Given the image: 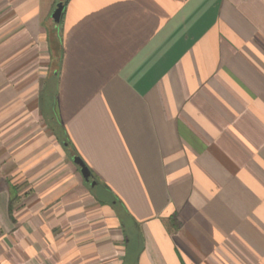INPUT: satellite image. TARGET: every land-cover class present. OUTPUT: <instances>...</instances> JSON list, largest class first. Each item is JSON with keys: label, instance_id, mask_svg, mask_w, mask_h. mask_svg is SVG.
<instances>
[{"label": "crops", "instance_id": "obj_1", "mask_svg": "<svg viewBox=\"0 0 264 264\" xmlns=\"http://www.w3.org/2000/svg\"><path fill=\"white\" fill-rule=\"evenodd\" d=\"M0 263L264 264V0H0Z\"/></svg>", "mask_w": 264, "mask_h": 264}, {"label": "water", "instance_id": "obj_2", "mask_svg": "<svg viewBox=\"0 0 264 264\" xmlns=\"http://www.w3.org/2000/svg\"><path fill=\"white\" fill-rule=\"evenodd\" d=\"M64 2L63 1H60L56 4V7L55 9L53 10L52 12V18L53 20L56 22V23H59L60 22V19H61V15H62V10L64 8ZM72 160L73 162L78 165L79 169H80V173L83 177V179L85 181H89L90 179H92V173L91 171L89 170V168L87 167V165L85 164V162L81 159L80 156L78 155H74L72 157ZM91 184L93 185L94 184V181L91 182Z\"/></svg>", "mask_w": 264, "mask_h": 264}, {"label": "built area", "instance_id": "obj_3", "mask_svg": "<svg viewBox=\"0 0 264 264\" xmlns=\"http://www.w3.org/2000/svg\"><path fill=\"white\" fill-rule=\"evenodd\" d=\"M1 264V263H0Z\"/></svg>", "mask_w": 264, "mask_h": 264}, {"label": "trees", "instance_id": "obj_4", "mask_svg": "<svg viewBox=\"0 0 264 264\" xmlns=\"http://www.w3.org/2000/svg\"><path fill=\"white\" fill-rule=\"evenodd\" d=\"M64 2V1H63Z\"/></svg>", "mask_w": 264, "mask_h": 264}]
</instances>
